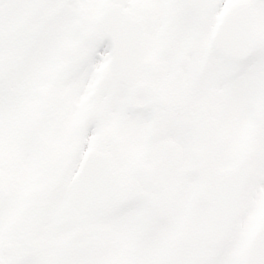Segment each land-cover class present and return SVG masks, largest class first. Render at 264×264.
Returning a JSON list of instances; mask_svg holds the SVG:
<instances>
[{"label":"snow or ice","instance_id":"snow-or-ice-1","mask_svg":"<svg viewBox=\"0 0 264 264\" xmlns=\"http://www.w3.org/2000/svg\"><path fill=\"white\" fill-rule=\"evenodd\" d=\"M0 264H264V0H0Z\"/></svg>","mask_w":264,"mask_h":264}]
</instances>
